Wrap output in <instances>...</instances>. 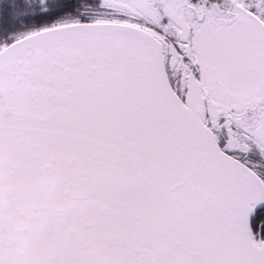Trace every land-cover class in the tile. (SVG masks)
Masks as SVG:
<instances>
[{
  "label": "snow or ice",
  "instance_id": "1",
  "mask_svg": "<svg viewBox=\"0 0 264 264\" xmlns=\"http://www.w3.org/2000/svg\"><path fill=\"white\" fill-rule=\"evenodd\" d=\"M0 264H264V0H0Z\"/></svg>",
  "mask_w": 264,
  "mask_h": 264
}]
</instances>
